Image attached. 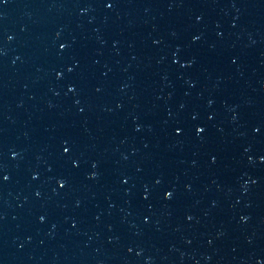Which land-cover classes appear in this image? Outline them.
I'll return each mask as SVG.
<instances>
[{
	"label": "water",
	"instance_id": "95a60500",
	"mask_svg": "<svg viewBox=\"0 0 264 264\" xmlns=\"http://www.w3.org/2000/svg\"><path fill=\"white\" fill-rule=\"evenodd\" d=\"M0 264H264V0H0Z\"/></svg>",
	"mask_w": 264,
	"mask_h": 264
}]
</instances>
